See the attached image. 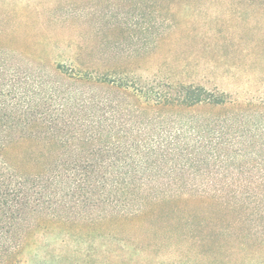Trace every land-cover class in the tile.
Returning a JSON list of instances; mask_svg holds the SVG:
<instances>
[{
  "label": "trees",
  "instance_id": "obj_1",
  "mask_svg": "<svg viewBox=\"0 0 264 264\" xmlns=\"http://www.w3.org/2000/svg\"><path fill=\"white\" fill-rule=\"evenodd\" d=\"M29 63L23 50L0 47V264H21L27 221L61 216L67 207L91 208V236H111L138 255L225 249L235 241L250 248V232L243 226L238 234L232 224L264 228V140H237L235 133L246 134L234 112L214 120L186 115L225 99L189 85L154 97L153 87L110 77V69L100 76L88 67L48 72ZM210 174L232 175L229 182L243 187L170 186ZM168 202L175 207L166 209ZM210 203L241 214L223 223V215L193 207ZM91 264L121 263L91 248Z\"/></svg>",
  "mask_w": 264,
  "mask_h": 264
},
{
  "label": "rangeland",
  "instance_id": "obj_2",
  "mask_svg": "<svg viewBox=\"0 0 264 264\" xmlns=\"http://www.w3.org/2000/svg\"><path fill=\"white\" fill-rule=\"evenodd\" d=\"M0 47L23 50L28 66L48 72L57 66L76 72L88 67L102 76L110 69V77L153 87L154 97L180 85L202 87L224 104H199L187 116L214 120L234 112L235 127L246 134L235 133L237 140H264V0H0ZM173 123L168 119L165 128ZM231 178L191 175L170 186L243 187ZM174 204L164 206L171 210ZM193 207L223 215V223L241 214L211 203ZM60 213L27 221L21 264H91V248L121 264H264V228L255 222H231L238 234L243 226L244 235L250 232L245 238L250 248L235 241L225 249L151 257L121 249L111 236H91V208L67 207Z\"/></svg>",
  "mask_w": 264,
  "mask_h": 264
}]
</instances>
